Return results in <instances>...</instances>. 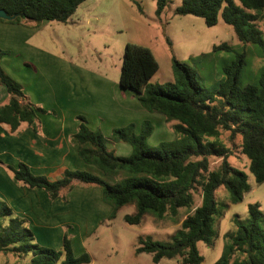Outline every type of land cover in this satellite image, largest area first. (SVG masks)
<instances>
[{"label": "trees", "instance_id": "1", "mask_svg": "<svg viewBox=\"0 0 264 264\" xmlns=\"http://www.w3.org/2000/svg\"><path fill=\"white\" fill-rule=\"evenodd\" d=\"M86 0H0V10L13 20L9 24H30L37 27L43 22L66 23L77 7ZM155 15L159 16L166 0H154ZM175 14L202 18L206 26L214 25L220 16L230 26L239 43L255 45L264 53V36L257 22L264 14V0H183ZM227 50L221 45L215 49ZM214 49V50H215ZM5 55L0 50V60ZM244 66V53L222 69V80L208 91L197 80L196 71L170 60L172 80L164 84H149L158 70L151 51L143 46L125 44L118 77L122 90L133 94L148 113L173 122L175 138L148 146L153 132L148 122H142L135 134L134 125L113 129L109 141L130 146L127 157L115 155L105 147L101 133L89 131L85 119L77 117V133L71 143L78 157L98 169L106 177L122 175L111 183L86 171L64 170L63 176L49 181L33 175L22 162L16 167L4 165L13 183L29 189H41L50 201L76 185L96 188L101 198L112 209L110 217L123 206L133 204L135 213L124 221L137 226L146 214L156 219L166 215L177 217L180 211L188 213L172 243L163 244L150 239L140 240L135 252L152 256L153 264L161 259H176L180 264H200L203 257L197 243L208 246L216 238L214 223L223 209L216 193L223 189L230 204H238L250 191L246 175L232 167L227 158L231 148L248 161V171L256 184L264 183V75L257 83L238 86ZM0 85L9 95L7 104L0 106V125L15 133L21 124L36 130L35 111L25 102L22 87L0 67ZM238 138V143L236 140ZM220 159L216 169L209 168V159ZM199 202L194 206V192ZM248 218L241 222L234 218L233 232L225 235V244L215 264H264V217L258 203L247 206ZM0 254L30 255L27 264H89L87 253L75 256L67 233L61 249L39 246L25 221L15 217L11 209L0 201Z\"/></svg>", "mask_w": 264, "mask_h": 264}, {"label": "rangeland", "instance_id": "2", "mask_svg": "<svg viewBox=\"0 0 264 264\" xmlns=\"http://www.w3.org/2000/svg\"><path fill=\"white\" fill-rule=\"evenodd\" d=\"M182 1L166 0L161 14L156 16L154 0H86L77 7L66 23H45L40 38L31 40L34 47L31 62L38 69L30 89L34 97H40L34 91L36 85L40 84L46 91L50 90L48 86L52 81L50 78L45 79V76L57 69L58 75L63 76L65 84L66 81L70 84L77 78L79 74L77 70L85 69L91 72L98 69L101 73H106L107 79L117 84L127 43L146 47L152 52L159 68L149 84H164V81H171L170 60L174 58L193 68L197 73V80L211 91L222 80L223 67L234 61L241 53H244V66L238 79V86L257 83L259 77L264 75L263 51L255 45L243 46L239 43L232 28L225 24L220 16L214 25L206 26L202 18L175 14ZM257 25L264 36V14ZM221 45L227 46V50L215 49ZM60 64L62 67H57ZM56 100L59 103L58 96ZM131 121V124L136 126L137 123L133 119ZM142 122L148 120H143L140 124ZM148 123L153 127V131L155 129L153 136L147 139L148 146L156 147L161 142H169L175 138L171 130L173 122ZM227 162L246 175L250 191L243 195L240 203L234 205L229 203L228 194L223 189L217 191L216 199L223 211L214 223L217 235L212 244L208 246L199 242L196 245L199 255L203 257L200 264L216 263L223 251L225 235L235 229L234 218L245 222L248 218L249 204L258 203L264 217V183L256 184L248 171V161L239 153L238 148H231ZM219 163L220 159L210 158L209 168L216 169ZM120 179L122 175L107 177V181L110 180L111 183ZM199 197V192L195 191L194 206L198 204ZM105 204L109 206L108 203ZM134 208L133 204L123 206L110 217L112 213L110 207L107 217L101 218L95 230L84 240L75 236L78 234L72 230L75 224L65 226L63 233L61 226H56V221H53L50 227H59L60 231L56 233L54 230L46 229L45 233H42L35 230L33 231L35 242L41 247L59 250L61 249L59 235H64L67 233L65 230L70 228L74 239L72 241L74 255L79 256L83 253V247L89 256V264H153L150 254L135 252L139 241L150 239L163 244L172 243L173 236L180 229V223L188 212L182 210L177 217L166 215L162 219L146 214L141 223L134 226L124 221L125 216L135 213ZM67 217L72 216L69 214ZM71 236L68 235L70 239ZM29 258L30 255L0 254V264H27ZM157 264L180 263L176 259H161Z\"/></svg>", "mask_w": 264, "mask_h": 264}, {"label": "crops", "instance_id": "3", "mask_svg": "<svg viewBox=\"0 0 264 264\" xmlns=\"http://www.w3.org/2000/svg\"><path fill=\"white\" fill-rule=\"evenodd\" d=\"M45 23L48 22L33 27L30 24L0 22V50L5 53L0 60V67L22 87L24 100L33 108L38 119L36 130L21 124L12 133L9 127L0 125V162L13 167L22 162L33 175L44 176L49 181L60 179L64 170L86 171L107 181V177L98 169L87 165L78 157L71 143V137L77 133V117L85 119L89 131L98 130L105 139V147L121 157L128 156L131 148L124 143L109 141L113 129L124 128L133 119L137 123L134 126L137 134L143 120L160 124H165V121L162 116L142 109L133 94L122 90L118 82H111L106 73H101L98 69L94 72L77 70L79 74L70 84L68 81L66 84L63 82V76L58 75L57 69L45 76V79L50 78L52 81L48 86L50 90L46 91L40 84L36 85L34 91L40 97H34L30 89L38 69L31 62L34 50L31 40L40 38ZM70 69L73 70L72 67ZM8 100L9 95L0 85V106L7 104ZM134 116L136 118H132ZM154 132L155 129L150 137ZM0 201L11 209L15 217L25 221L33 237L35 230L42 233L46 229L59 232V227H50L56 221L55 225L61 226L63 233L65 226L75 224L72 229L78 232L75 236L84 240L95 230L99 220L107 217L110 210L96 188L76 185L69 191H62L59 197L50 201L41 189H29L13 183L11 174L3 166H0ZM69 214L72 217H67ZM65 231L71 236L70 228ZM59 236L62 243L63 234ZM70 240L72 245L73 236ZM82 250L86 253L83 247Z\"/></svg>", "mask_w": 264, "mask_h": 264}, {"label": "water", "instance_id": "4", "mask_svg": "<svg viewBox=\"0 0 264 264\" xmlns=\"http://www.w3.org/2000/svg\"><path fill=\"white\" fill-rule=\"evenodd\" d=\"M0 19L10 21L14 19V16H8L3 10H0Z\"/></svg>", "mask_w": 264, "mask_h": 264}]
</instances>
